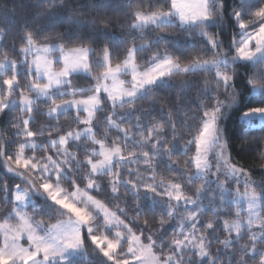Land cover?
Listing matches in <instances>:
<instances>
[{
  "label": "snow or ice",
  "instance_id": "snow-or-ice-1",
  "mask_svg": "<svg viewBox=\"0 0 264 264\" xmlns=\"http://www.w3.org/2000/svg\"><path fill=\"white\" fill-rule=\"evenodd\" d=\"M224 9L0 0V168L17 178L0 177V264H95L88 247L101 264H264V135L241 137V163L220 124L238 100L234 61L264 90V0L231 6L230 45L207 28Z\"/></svg>",
  "mask_w": 264,
  "mask_h": 264
},
{
  "label": "trees",
  "instance_id": "trees-1",
  "mask_svg": "<svg viewBox=\"0 0 264 264\" xmlns=\"http://www.w3.org/2000/svg\"><path fill=\"white\" fill-rule=\"evenodd\" d=\"M4 3H7L9 7H11V4L16 3L17 0H3ZM240 4H247L250 2H255V0H238ZM237 3V0H225V9H224V15L221 17V20L219 23L212 22L207 25V28L209 31H219L221 39L225 41L227 44L230 45L232 33L236 31L235 28V22L233 21L230 13L231 6ZM16 19V18H11ZM121 23H123V19L121 18ZM113 31L119 33L120 32V24L118 23L116 25V28L113 29ZM11 38L9 37V40ZM140 41H137L139 43ZM199 41L189 43L187 45H175V47L178 49L177 54H180L181 52H186L190 50L192 47H199L200 46ZM235 69V75L233 79L234 86L238 89V100L235 105H233L232 108H230L225 116H223L220 120V124L223 127L224 136L226 141L229 145V150L232 154V156L240 160L241 163L249 161L251 163V156L252 152L249 149L239 148L237 145L240 143V139L243 135L249 134V135H264V126H258V127H251L249 126V123L240 119V113L245 111L248 108L255 107L257 105L264 104V90L259 89H251L246 83V74L249 72L251 68L250 63H244L237 65L233 67ZM204 74H200V78H203ZM179 79V78H178ZM78 85L81 86H87L89 85V80L87 78H82L76 81ZM163 87H167V85H163ZM44 109H47V105L43 106ZM41 121L37 122V126H39V123ZM60 123L63 125L65 129L68 127H75L74 124H72V120L70 116H61ZM252 172L254 175H256L257 179H259V175L261 173V170L259 169H252ZM0 177H3L7 179L10 183L14 182L16 179L9 178L3 171V168H0ZM98 198H102L98 196ZM38 203H40L39 209L40 211L48 214H54L56 209L55 206L50 204L48 201L44 199H38ZM146 207H148L149 210H153L155 208L160 207L158 201L154 200H148L145 201ZM39 219V217H37ZM52 223L55 222V220L51 221ZM86 238V237H85ZM90 245V242H88L87 239H85V246L88 247ZM89 254L94 257L95 264H101V258H99L95 253H92L91 248L88 247Z\"/></svg>",
  "mask_w": 264,
  "mask_h": 264
},
{
  "label": "rangeland",
  "instance_id": "rangeland-1",
  "mask_svg": "<svg viewBox=\"0 0 264 264\" xmlns=\"http://www.w3.org/2000/svg\"><path fill=\"white\" fill-rule=\"evenodd\" d=\"M244 63H250V62H247V61H242V60H236V61H234L233 62V67H235V66H237V65H240V64H244ZM130 78V77H129ZM81 86V85H80ZM87 86H89V85H87ZM87 86H82V87H87ZM45 111H46V109H44ZM240 119L241 120H244V121H246V122H248L249 123V126H251V127H258V126H264V117H249V118H247V119H242L241 117H240ZM3 171H4V169H3ZM4 173L9 177V178H11V179H17L16 177H14V176H11L10 174H8V173H6L5 171H4ZM38 199H44V200H46V198L45 197H43V196H40V195H36V196H34L33 197V200L35 201V203H36V205H38V206H40V203H38ZM47 201V200H46ZM50 204H51V202L50 201H48ZM55 223V222H54ZM85 237H86V235H85ZM85 239H87V238H85ZM88 242H90V241H88ZM22 243H24L25 245L27 244V241H26V239L24 240V241H22Z\"/></svg>",
  "mask_w": 264,
  "mask_h": 264
}]
</instances>
